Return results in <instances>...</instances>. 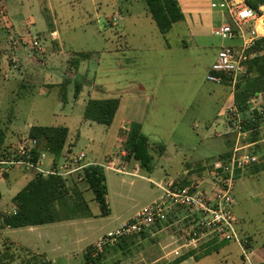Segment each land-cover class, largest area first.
Here are the masks:
<instances>
[{"label": "crops", "instance_id": "0c3cea01", "mask_svg": "<svg viewBox=\"0 0 264 264\" xmlns=\"http://www.w3.org/2000/svg\"><path fill=\"white\" fill-rule=\"evenodd\" d=\"M4 1L7 5L10 0ZM62 1L64 0H26L24 5L25 12H31L30 7L34 5L36 9L39 8L38 11H41L39 5H42V3H44L43 6L45 10L48 11V17L43 16L42 12H38L37 15L35 14V17H27L34 20V23L30 22L23 25L21 23V18L24 14L15 16V19L14 16H9V20L14 26V29L19 30V28H21L20 26H25L23 32L26 31L29 33V28H35L37 29L36 34H41L39 38H34L31 33H29L30 35H23L21 37L22 40L31 37L32 39L34 38L33 40L39 41L41 49L35 55L39 57L38 61L33 57L27 56L29 59L31 58L30 60L32 63L36 64V67H31L27 59H24L22 60L23 62L26 60L24 63H21V60H19L20 68L15 71H18L21 78H23V83L24 81L38 83L42 85L45 90L50 89L58 91L61 108L56 112V116L60 117L61 121L58 125L46 126L63 127L68 131L66 144L61 153V157L58 158V164L67 154H83L86 162L95 164H102L107 157L111 156L117 161L124 163L129 171H137V176H122L111 171H103L104 175L108 172L115 176L111 182H109L105 176L107 186L106 200L109 208V215L106 217H101L100 209L85 180L84 174L71 176L65 183L66 185L69 184L76 188L87 205L90 217L15 230L3 228L1 223L0 255L3 253L4 249L11 248L27 253L31 256V259L33 257L43 258L50 264H55L63 260L70 262L71 260H76L79 255H82L84 264H86L84 254L91 245L93 248L101 237L118 229L123 223L130 220L139 210L157 198L156 190L158 191V189L153 184H158L162 182L165 177H168L175 179L178 185L182 187L188 186L186 185L188 181H193L192 184H197L201 188L209 187L210 180L209 182L207 181L205 187L203 185L204 181L196 179L195 174L191 173V171L199 169L203 174L208 176V173H206L208 172L206 169L207 165H209L213 159L224 158L232 150L234 143L231 140H227L233 133L231 122L228 120L227 111L233 104L234 94L231 89L228 101L217 113V118H224V121L221 122V126L210 132L213 133L214 137L213 139L211 138L210 142L212 144L208 147L216 149L212 154H204L198 152L197 148H191L189 149L191 151L187 157L183 155L181 158L179 150L175 145L172 152L168 154V147L160 144L161 139L155 138L156 135L154 132L146 133L145 128V124L147 123L157 128L165 116L171 115L161 108H169L170 110L171 106V110L178 113L175 102L169 101L171 97L164 92V89L170 85L164 83L168 78V70H164L163 73L158 74V79L154 82L143 83L139 81L138 85L140 86H134L131 95L120 94L122 91L119 89L120 86L129 82L126 76L128 74L124 72V70L128 69L130 66H136L135 63L142 59V57L139 56V52L148 54V56H146L148 57V61H152L156 55H158L162 61H167L173 58L177 52L179 53L178 56L183 60L182 62H187L190 58L188 56L193 55L195 56L193 65H197L200 68H208V70H210L211 65L216 60L217 52L222 46H218L217 43L214 45L212 40L213 38H218L215 36L214 31L221 22L220 15L210 8V3L214 2V0H176L183 15L182 21L172 25L171 29L166 34L159 33L161 35L160 37L164 39L163 45H160L157 49L154 47H145L146 50L143 51H138V47L129 44V34L127 33L128 25L132 27L141 26V19L138 17L139 15H137L140 10H142L141 12L145 19H150L146 7L140 4L142 0H87L89 4L85 10L83 9L82 15L84 16L81 15L83 27L90 28L93 24L94 26L96 25L97 31L105 34L106 29L101 26L103 18L109 17L110 19H116V21L112 23L114 27L113 33L111 35L108 34V37L102 35L99 38L105 44L104 50L110 54L109 60H111V68L114 65L115 80L113 85L114 91L112 92L103 89L100 83L101 79L97 81V69H100V65L98 64L99 60L96 58L98 52H91L92 50L81 51L76 48L70 49V44L65 42L62 33L58 30V15L56 12L61 8ZM15 2L18 8H20L19 4H21V8L23 7V3L17 2V0H15ZM66 5L70 10L72 9L70 3L67 4L66 2ZM139 7L141 8L140 10H138ZM109 10H111V13ZM40 14L42 15L41 17ZM120 21H122L121 24ZM120 27H122L121 30ZM106 41L111 42L110 47H106ZM154 52H156V55H154ZM80 53L88 54V59L81 61L76 69L69 70L67 62L70 56ZM105 68L109 67L106 66ZM142 69L145 70L147 75L152 77V68H147V65H145ZM103 71L105 72L106 70L104 69ZM106 75L108 74H105V76ZM65 82H67V85L63 88L62 85H64ZM76 83L81 84V90L77 96H74V87ZM141 86L147 88H145L147 93L144 98L138 99L136 91H138ZM200 87L201 86H197L196 91L199 92ZM62 92H65L64 101L61 100ZM112 98L119 100V106L110 126L105 127L83 119V112L89 99ZM258 100L263 102L264 95H259ZM188 106L189 105H187V107ZM251 109L258 113L262 112H260L261 109H258L254 104H251ZM75 120L80 121V123H82L81 126L87 125L92 127V124H96L102 127L100 129V137L97 139H90L86 149H77L76 143L78 134L71 135L70 124ZM262 121L264 123V118L261 119V122ZM263 123L261 126H264ZM133 124L140 126V132L147 137L151 148L157 144L164 147V151L161 155L153 151L151 152L153 159L152 170L150 172L140 168L138 163L133 159H126L122 134L127 133L130 126ZM33 126L38 125H27L26 132L22 134L21 139H29L28 132ZM259 126H257L258 129L261 128V126ZM251 131H253V129L246 131L242 137H245L251 133ZM208 137L207 134L204 135L200 143L206 141ZM248 140L250 142L245 143L244 146L254 147L260 143H264V139H260L261 141H259V139L254 137H250ZM260 154L261 153H259V155ZM52 159H54V157L48 155L44 162L45 168L51 169L54 167V160ZM156 160L157 163L155 164ZM256 164H258L256 166L264 167V165H260L259 162ZM159 167L160 169H158ZM253 168L254 166H250L245 172L237 174L233 186L234 189L240 190V188L236 186L238 183L242 184V187L245 188L246 180L244 179L248 175L254 179L253 182L255 183H259L262 180L264 169L255 172L252 171ZM167 169L175 170V174L169 175ZM12 171H14V168L0 176V181L2 183L6 181L5 186L2 189L0 188V216L12 215L16 212L14 205L11 203L12 198L37 175L30 170L16 169L17 172H15L10 179L9 176ZM160 171H162V174ZM3 193L11 194L7 196L8 198L6 201L3 200ZM95 203L97 204L96 210L93 209ZM117 208L121 210L120 213L117 212ZM170 227L169 225H164L158 228H151L141 236V238L145 237L146 240H150L151 245L149 251L151 258L148 262L149 264H173L174 262H177L175 264H196L200 260V257H205L213 253L220 257L218 260L220 264H264V243L255 246L253 233L249 231L250 229L245 225L243 220L239 219L236 231L239 238L245 243L246 257L242 254L239 246L233 242L211 240L206 242V246L199 244L198 248L191 247L189 250H187L188 248L183 242L180 245L177 244L178 239L175 240L174 237V241L171 237H168L167 239H161L160 242L155 243V241H157L156 238L162 237L164 234L171 231ZM172 227L178 228V226ZM177 230L179 232V229ZM134 240L135 239L123 243L121 242L119 247L124 249L126 243L135 242ZM232 244L235 246H231ZM235 251L236 259H231ZM186 254H191V257L179 261V259ZM30 261H33V259ZM20 264H22V262H20ZM23 264H28V262H24Z\"/></svg>", "mask_w": 264, "mask_h": 264}, {"label": "rangeland", "instance_id": "374dc122", "mask_svg": "<svg viewBox=\"0 0 264 264\" xmlns=\"http://www.w3.org/2000/svg\"><path fill=\"white\" fill-rule=\"evenodd\" d=\"M17 2L23 3V7L21 8V4H19L20 8H18L15 0H10L7 5L4 0H0V130L5 134V153L15 150L14 148L17 147L20 142L22 134L26 132L27 125L54 126L58 125L61 121L60 117L56 116V112L61 108L58 91L50 89L45 90V88L38 83H29L25 81L23 83V78H21L18 71H15L20 68L19 60H21V63H24L26 61L23 62L22 60L24 59H27V62L31 67H36V64L32 63L30 60L32 57L28 53L27 44H29L34 38L41 37V34H36L37 29L29 28V33H31L34 38L32 39L31 37H28L26 40H22L21 37L23 35H28L29 33L26 31L23 32L25 26H20L21 28H19V30L14 29V26L9 20V16H14L15 19V16L24 14L25 16H22L21 23L25 25L30 22L34 23V20L29 18L35 17V14L37 15L38 12H42L43 16L48 17V11L45 10V7L43 6L44 3H42V5H39L41 11H38L39 8L36 9V6L34 5L30 7L31 12L27 13L24 9L26 0H17ZM66 2L67 4H71V10L66 5ZM61 3V8L56 12L58 15L57 28L60 33H62L65 42L70 44V49L76 48L81 51H97L98 55H96V58L99 60L98 64L100 65V69H97V81L101 79L100 83L105 91H114V65L111 68V60H109L110 54L104 50L105 44L99 38L102 35L108 37V34L111 35L113 33L114 27L112 26V23H114L116 19H110L109 17L103 18L101 26L106 29V33L104 34L103 32L97 31L96 25L94 26L92 24L94 27L90 26V28L82 26L81 15L83 14V9L85 10L89 4L87 0H64ZM140 4L145 7L143 0ZM140 9L141 8L139 7L138 10ZM2 11L5 13H2ZM109 11L111 13V10ZM141 11L142 10L137 13V15H139L138 17L141 19V26L132 27L131 25H128L127 27L129 44L138 47V51L146 50L145 47H154L157 49L160 45L164 44V39L160 37L161 35L154 22L151 21V18L145 19ZM42 15L40 14V17ZM121 22L122 21H120V24ZM121 29L122 27H120V30ZM212 40L214 45L217 43L218 46L228 45L230 43L222 42L219 38H213ZM110 45L111 42L106 41V47H110ZM178 54L179 53L176 52L173 58H170L167 61H162V59L156 55V52H154V55H156L155 58H153L152 61H148V57H146L148 54L139 52V56L142 57V59L135 63L136 66H128L129 68L124 70V72L128 74L126 76L129 82L120 86L119 89L122 90L120 94L131 95V91L134 90V86H137L139 81H142L143 83L154 82L158 79V74L163 73L164 70H168V78L164 83L170 85L164 89V92L171 97L169 101L175 102L178 113L171 110V106L170 110L169 108H161L171 115L165 116L157 128H154L150 123L145 124L146 133L154 132L156 135L155 138L161 139L160 144L168 147V154L172 152L175 145L179 150L181 158L183 155H185L184 157H187L191 151L189 149L191 148H197L198 152L209 155L216 150L215 148L208 147L212 144L210 142L211 138L213 139L214 137L213 133L210 132H212L213 129L220 127L221 122L224 121L223 117L217 118V113L228 101L231 88L226 85H218L208 82L206 77L209 70L208 68H200L197 65H193L195 56L189 55V60H187V62H182L183 60ZM27 56L31 58L29 59ZM13 57L18 59V61L13 62ZM33 58L37 59L36 61L39 59L38 56H33ZM145 65H147V68H152V77L147 75L145 70L142 69ZM106 66L109 68H105ZM104 69L106 70L105 72L103 71ZM105 74L108 75L105 76ZM197 86H201L199 92L196 91ZM141 88L139 87L138 91H136L138 99L144 98L147 93L145 90L146 87L144 88V86H141ZM232 91L234 94L235 90ZM258 99L259 95L252 98L250 103L256 105L258 109H261V112L262 108H264V101L260 102ZM187 105L189 106L187 107ZM229 119L230 116L228 115V120ZM262 123L263 121H260L257 126H261ZM81 124L82 123L78 120H75L70 124L71 135L78 134L76 143L77 149H86L90 139H97L100 137V129L102 127L96 124H92V127L87 125L81 126ZM257 126L245 137L237 138L236 133L233 132L227 140H231L234 145L238 143V146H244L245 143L250 142L248 140L250 137L257 138L261 141L260 139H264V126L262 125L259 129ZM243 132L246 133V131ZM206 134L209 136L208 139L200 143L201 138ZM247 150L258 156L260 165H264V143L249 147ZM259 153L262 155H259ZM156 163L157 160L155 164ZM16 169L22 168H14V171L10 173V179L12 178V175L17 172ZM158 169H160V167ZM245 171L246 169L244 172ZM160 172L162 174V171ZM167 173H169V175H174L175 170L167 169ZM191 173L195 174L196 179L203 180V185L206 187L207 181L209 182L210 177L203 174L199 169H195L194 171H191ZM105 176L109 182L115 178L112 173L108 172L105 173ZM249 176L250 175L246 176L244 179L246 180L245 188L239 183L236 186L240 188V190L233 188L235 200L233 211L238 222L239 219L243 220L245 225L250 229L249 231L253 233V240L256 246L264 243V175L259 183L253 182L254 179ZM192 182L188 181V184L186 185L190 187L197 186V184L194 185ZM5 184L6 181L3 183L0 181V188L2 189ZM10 195L11 194L5 193L3 200L6 201L8 198L7 196ZM158 196L159 192L156 190V197ZM93 209H97L96 203L95 206H93ZM116 210L118 213L121 211L119 208ZM170 229L171 231L164 234L162 237L156 238L157 241H155V243L160 242L161 239L163 240L171 237L173 241L174 238L175 240L178 239L177 244L180 245L182 240L181 232H178L177 230L179 229V226L178 228L170 227ZM134 241L135 242L126 243L124 249L119 247L121 240L117 243H111L104 246L100 251H97L96 249L94 250L91 245L89 248H92L90 249V258L93 260L92 263L149 264L148 262L151 258L149 251L151 245L150 240H146L145 237H142L137 238V240L135 238ZM201 244L203 246L207 245L204 242H201ZM231 246L235 245L232 244ZM187 248V250H189L191 247ZM5 250L12 255V264H20V262L23 264L24 262L32 260L31 256L23 251L8 248L4 249L3 252H5ZM235 256L236 251L233 253L231 259H236ZM1 258L2 257L0 256V259ZM199 259L200 260L196 264H220L218 261L220 257L215 253L200 257ZM68 262L69 261L63 260L58 261L55 264H84L82 255H79L76 260ZM0 264H7V261H4L2 258Z\"/></svg>", "mask_w": 264, "mask_h": 264}, {"label": "built area", "instance_id": "2783aa9c", "mask_svg": "<svg viewBox=\"0 0 264 264\" xmlns=\"http://www.w3.org/2000/svg\"><path fill=\"white\" fill-rule=\"evenodd\" d=\"M210 8L221 18L214 31L215 36L222 42L230 43L219 48L206 80L234 90L247 76L249 62L258 56L254 46L257 40L264 38V9L255 11L247 5L246 0H214ZM27 46L31 57L41 49L38 40H32ZM12 61L17 62L18 59L13 57ZM227 112L232 131L237 138L242 137L243 118L233 104ZM36 147L35 140L21 139L11 155L0 158V176L12 168H22L42 177L55 176L66 181L73 175L84 174L85 168L89 166L122 176H137V171H129L124 163L111 156L102 164H95L86 162L83 154H67L55 168L47 169L44 162L48 155H52L38 151L34 157ZM247 148L249 146H238L236 143L224 158L213 160L207 165L209 187H182L175 179L168 177L153 184L159 196L118 229L101 237L94 245V250L100 251L104 246L120 240H137L151 228L169 225L179 226L181 240L187 247L198 248L201 242L216 239L237 244L246 257L245 243L236 231L238 220L233 211V186L237 174L259 162L258 156Z\"/></svg>", "mask_w": 264, "mask_h": 264}, {"label": "trees", "instance_id": "16d2710c", "mask_svg": "<svg viewBox=\"0 0 264 264\" xmlns=\"http://www.w3.org/2000/svg\"><path fill=\"white\" fill-rule=\"evenodd\" d=\"M143 2L148 15L160 34H166L172 25L183 19L176 0H143ZM246 3L257 12L264 9V0H246ZM254 51L258 56L249 62L247 76L234 89L233 105L244 120L242 131L255 128L264 118V108L261 113H258L251 109L250 104L252 98L264 94V38L255 42ZM88 57V54L82 53L71 55L67 62L68 69H76L79 63L88 59ZM66 85L67 82L62 85L63 88ZM80 90L81 84L76 83L74 96H77ZM64 99L65 92H62L61 100L64 101ZM118 106L119 100L116 98L89 99L83 112V119L108 127L112 124ZM67 134V129L63 127H31L28 138L37 142L36 150L33 152L34 157L37 156L38 151L49 153L54 157L53 168H55L65 147ZM122 136L126 159H133L140 168L150 172L153 159L151 152L161 155L164 147L157 144L151 148L147 137L140 132V126L137 124L131 125L128 132L122 134ZM4 143L5 134L0 130V158L9 156L14 151L5 153ZM252 166H254L252 171L255 172L264 169L263 166H256V164ZM84 176L98 204L101 217L108 216L107 186L103 170L97 166H89L85 168ZM65 182V180L55 176L42 177L36 175L12 198L11 203L14 205L16 212L12 215L0 216L2 227L15 230L90 217L87 205L76 188L69 184L66 185ZM121 242L125 241L122 240ZM90 249L92 248H88L84 254L86 264H93V260L90 258ZM0 256L4 261H7V264H12L13 257L6 250ZM188 257H191V254L182 256L179 261ZM32 259L33 261H29L28 264H50L43 258L33 257ZM175 263L177 262L173 264Z\"/></svg>", "mask_w": 264, "mask_h": 264}]
</instances>
